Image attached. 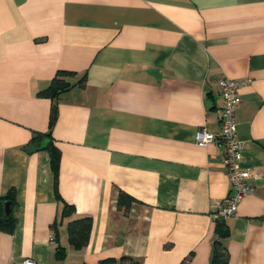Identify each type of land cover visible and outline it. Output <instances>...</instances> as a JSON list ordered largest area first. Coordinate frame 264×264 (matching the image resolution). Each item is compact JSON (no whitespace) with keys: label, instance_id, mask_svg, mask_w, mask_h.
I'll return each mask as SVG.
<instances>
[{"label":"crops","instance_id":"0c3cea01","mask_svg":"<svg viewBox=\"0 0 264 264\" xmlns=\"http://www.w3.org/2000/svg\"><path fill=\"white\" fill-rule=\"evenodd\" d=\"M59 70L73 85L44 94ZM224 76L240 83L253 186L225 219L224 246L230 264H264V0H0V196L16 199L0 264H208L211 211L231 186L223 144L194 134L218 130ZM54 103L56 192L31 142ZM80 216L91 225L76 248L67 223Z\"/></svg>","mask_w":264,"mask_h":264},{"label":"trees","instance_id":"16d2710c","mask_svg":"<svg viewBox=\"0 0 264 264\" xmlns=\"http://www.w3.org/2000/svg\"><path fill=\"white\" fill-rule=\"evenodd\" d=\"M71 73L59 70L51 80L49 86L43 90L44 94L51 97H57L61 92L65 91L73 84L67 81L63 75ZM56 119V103L52 105L49 127L47 132L36 134L31 138V142L36 149H45L49 155V163L53 173V183L55 192L57 191V179L59 170L60 153L59 149L54 144L51 138V129ZM10 202L11 212L8 216H5L4 203ZM133 197L124 191L119 192L118 206L122 207L124 211L129 209ZM16 208V199L14 195V189L10 188L4 195L0 196V230L11 232L16 223V216L14 210ZM72 206L63 202L62 214L66 215L70 213ZM215 222V239L213 242V250L211 259L208 264H230L226 248L224 246V239L228 236V227L225 224V219L214 218ZM91 225L90 216H80L71 219L67 223L68 239L73 247H82L87 242L88 230ZM57 255L62 258L64 250L61 246L57 247ZM190 255H187L178 264H187Z\"/></svg>","mask_w":264,"mask_h":264},{"label":"built area","instance_id":"2783aa9c","mask_svg":"<svg viewBox=\"0 0 264 264\" xmlns=\"http://www.w3.org/2000/svg\"><path fill=\"white\" fill-rule=\"evenodd\" d=\"M218 85L222 100L219 128L216 132L208 131L204 127L197 128L194 141L197 145L218 141L224 146L222 164L228 173L230 193L213 205L211 216L226 219L235 216L239 203L245 195L253 191V186L248 181L250 171L243 166V144L237 135L235 111L240 102L238 93L240 83L224 76L219 79ZM13 264H36V262L32 258H24Z\"/></svg>","mask_w":264,"mask_h":264},{"label":"water","instance_id":"95a60500","mask_svg":"<svg viewBox=\"0 0 264 264\" xmlns=\"http://www.w3.org/2000/svg\"><path fill=\"white\" fill-rule=\"evenodd\" d=\"M4 211H5V216H8V214L11 212L10 202L6 201L4 203Z\"/></svg>","mask_w":264,"mask_h":264}]
</instances>
